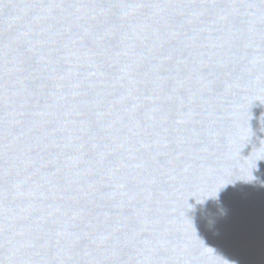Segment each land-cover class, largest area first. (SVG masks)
I'll list each match as a JSON object with an SVG mask.
<instances>
[{
	"label": "water",
	"instance_id": "obj_1",
	"mask_svg": "<svg viewBox=\"0 0 264 264\" xmlns=\"http://www.w3.org/2000/svg\"><path fill=\"white\" fill-rule=\"evenodd\" d=\"M0 264H264V0H0Z\"/></svg>",
	"mask_w": 264,
	"mask_h": 264
},
{
	"label": "clouds",
	"instance_id": "obj_2",
	"mask_svg": "<svg viewBox=\"0 0 264 264\" xmlns=\"http://www.w3.org/2000/svg\"><path fill=\"white\" fill-rule=\"evenodd\" d=\"M222 214H226V213L222 210ZM206 226H207L209 229L214 228V226H215V221H213V222H206Z\"/></svg>",
	"mask_w": 264,
	"mask_h": 264
}]
</instances>
